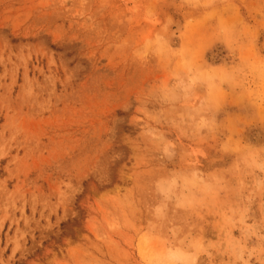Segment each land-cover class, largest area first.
Segmentation results:
<instances>
[{
	"label": "rangeland",
	"instance_id": "obj_1",
	"mask_svg": "<svg viewBox=\"0 0 264 264\" xmlns=\"http://www.w3.org/2000/svg\"><path fill=\"white\" fill-rule=\"evenodd\" d=\"M0 264H264V0H0Z\"/></svg>",
	"mask_w": 264,
	"mask_h": 264
}]
</instances>
